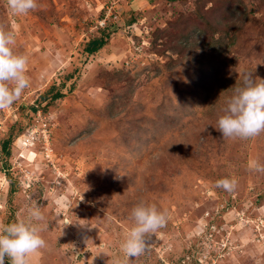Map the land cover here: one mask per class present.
Here are the masks:
<instances>
[{
  "label": "rangeland",
  "instance_id": "rangeland-1",
  "mask_svg": "<svg viewBox=\"0 0 264 264\" xmlns=\"http://www.w3.org/2000/svg\"><path fill=\"white\" fill-rule=\"evenodd\" d=\"M0 23L29 58V86L0 109V226L35 201L44 216L28 264L123 260L140 200L168 219L130 264H264V132L209 130L244 73L264 79V0H38L23 15L0 0ZM190 104L199 113L178 120ZM205 130L215 157L175 156Z\"/></svg>",
  "mask_w": 264,
  "mask_h": 264
},
{
  "label": "clouds",
  "instance_id": "clouds-1",
  "mask_svg": "<svg viewBox=\"0 0 264 264\" xmlns=\"http://www.w3.org/2000/svg\"><path fill=\"white\" fill-rule=\"evenodd\" d=\"M8 6L14 14L23 15L36 9L38 0H8ZM15 45V32L0 23V109L11 106L29 86L26 75L29 58L15 51ZM221 112L218 131L226 139H247L264 132V79L244 73L242 83L226 97ZM254 167L264 171L262 165ZM237 183L233 177H224L216 181V187L231 192ZM130 216L132 226L120 245L124 259H117L114 264H130V258L143 255L148 250L150 237L166 226L168 219L165 211L145 200L132 208ZM43 220L41 205L35 201L28 208L26 218L0 226V264H5V258L11 264H28L30 253L46 247L41 235Z\"/></svg>",
  "mask_w": 264,
  "mask_h": 264
},
{
  "label": "trees",
  "instance_id": "trees-1",
  "mask_svg": "<svg viewBox=\"0 0 264 264\" xmlns=\"http://www.w3.org/2000/svg\"><path fill=\"white\" fill-rule=\"evenodd\" d=\"M108 38H109V27H105V28H103V29H101L100 30V35L98 36V37H94V38H92V39H90L86 44H85V47H84V51L86 52V53H88V54H93V53H95V52H97L98 50H100L106 43H107V41H108ZM221 40V39H220ZM219 40V38L217 39V42L218 41H220ZM206 75V74H205ZM232 82H236V81H232ZM239 84V86H240V83H238ZM64 95V93H62V92H60V91H57V92H55L54 94H53V97H52V99H57V98H60V97H62ZM198 106H201L200 104L198 105V104H190V105H187V107H186V109H184V111H183V113H180L181 114V116L182 117H180L178 120H181L184 116H188V117H192V116H194V115H196V114H198L199 113V111H198ZM221 115H222V113H221ZM175 118V117H174ZM217 120H218V118H217ZM179 122V121H178ZM171 125V129L172 130H175V129H179V130H182L183 128H182V125H181V123L180 124H177V123H170ZM183 124V127H185V126H187L188 125V123H187V125L185 124V123H182ZM210 128H209V130L211 131H213V130H215L214 131V136L217 138L218 136V133H220L219 131H218V125L216 126L215 124H213V122H211L210 123ZM187 130V129H186ZM206 134H208V131L207 130H205V133H203V134H200L199 135V143H192V145H191V147L190 148H188V150L189 151H191V150H196V151H198L199 152V154H200V156H205V159H208V158H213V157H215V153L213 154L212 152V150H208V148L209 147H211L212 146V143H213V140H212V138H210V140H209V137H208V135H206ZM159 135V134H158ZM183 136V135H182ZM200 137H204L203 138V140L200 142ZM184 138V140L186 141V138L185 137H183ZM152 139H153V137H152ZM152 141H154V139L152 140ZM188 142V141H187ZM9 143H10V139H7V140H4L2 143H1V148H2V151L3 152H9L8 151V146H9ZM188 144H191V143H189L188 142ZM183 145V144H182ZM182 147V146H181ZM181 147L180 148H178V146H176L175 148L176 149H179V155H178V153H176V157L178 158V159H182V158H184L185 160H187L191 155H193L192 154V152L193 151H191L190 153H187L186 151L187 150H182L181 151ZM213 147V146H212ZM180 156V157H179ZM159 168L157 167V166H155V167H153L152 168V171L153 172H157V170H158Z\"/></svg>",
  "mask_w": 264,
  "mask_h": 264
}]
</instances>
